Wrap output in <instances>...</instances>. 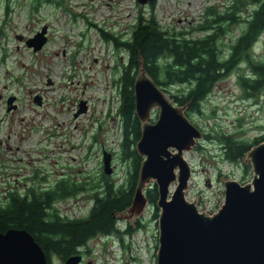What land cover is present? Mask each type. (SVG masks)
<instances>
[{"label": "rangeland", "instance_id": "374dc122", "mask_svg": "<svg viewBox=\"0 0 264 264\" xmlns=\"http://www.w3.org/2000/svg\"><path fill=\"white\" fill-rule=\"evenodd\" d=\"M8 1L6 12L7 0H0V95H16L17 107L7 111L0 99V200L10 190L49 187L64 178L85 184V190L55 206L64 217H83L92 203L87 188L98 180L103 153L112 158L108 176L118 183L124 172L118 157L121 124L114 80L127 57L102 38L99 28L126 37L139 11L148 16L150 8L144 5L141 10L136 0H60L59 6L44 2L33 10L32 0ZM233 1L156 0L153 12L164 29L188 31L204 21L207 7L220 11ZM43 25L47 42L34 52L24 41ZM237 34L235 30L232 36ZM255 46V57L264 59L261 42ZM262 92L243 96L232 72L215 83L201 113H189V119L211 135L183 153L192 172L186 198L197 199L199 211L212 213L223 203L222 177L250 182L251 167L245 168L242 160L227 161L219 138L251 141L264 136ZM36 95L41 104L34 102ZM81 100L86 110L78 112ZM151 116L155 119L156 110ZM122 221L118 224L123 227ZM139 223L143 227L129 239L109 235L90 240L77 264H155L158 228L150 204ZM51 259L52 264H61L59 258Z\"/></svg>", "mask_w": 264, "mask_h": 264}, {"label": "trees", "instance_id": "16d2710c", "mask_svg": "<svg viewBox=\"0 0 264 264\" xmlns=\"http://www.w3.org/2000/svg\"><path fill=\"white\" fill-rule=\"evenodd\" d=\"M52 1L61 5L60 0H32L31 7L36 10L41 3ZM154 7L152 3L148 16L139 11L126 37L99 28L102 38L127 57L114 80L118 86L116 114L121 124L118 157L123 163V178L117 183L102 167L98 180L87 188L91 190L92 203L83 217H64L55 206L57 201L85 190V184L71 183L64 178L49 187L30 185L22 193L10 190L5 199L0 200V232L10 228L25 229L40 245L49 264V256L65 260L81 253L96 237L114 235L123 241L124 236L129 239L143 227L139 221L134 226L124 224L122 227L118 224L120 220L113 216V212L129 206L141 162L135 148L141 128L133 96L139 69L137 47L141 46L139 54L146 72L174 103L186 106L191 102L186 107L187 116L190 112H202V103L215 83L229 73L237 74L243 96L251 97L264 89V59L254 55L258 42L264 51V39L260 38L264 35V0L233 1L224 13L209 6L204 21L188 31L164 29L154 15ZM8 8L7 0L6 12ZM235 30L238 34L232 36ZM193 32L199 35L192 36ZM172 87L177 90L171 91ZM204 136L211 135L204 133ZM219 140L225 159L233 163L243 161L247 151L264 141V136L248 141L221 135ZM244 166L248 168L250 164L244 162ZM144 193L153 209V217L157 218V188L150 184ZM128 243L127 248L132 241Z\"/></svg>", "mask_w": 264, "mask_h": 264}, {"label": "water", "instance_id": "95a60500", "mask_svg": "<svg viewBox=\"0 0 264 264\" xmlns=\"http://www.w3.org/2000/svg\"><path fill=\"white\" fill-rule=\"evenodd\" d=\"M154 0H137L145 5ZM44 25L25 40L35 52L47 41ZM137 47L139 69L134 79L135 114L141 133L135 148L141 157L136 189L129 206L113 212L119 220L140 219L149 202L144 190L157 188V249L155 264H264V141L253 146L243 158L252 169L250 182L221 178L224 201L212 213L199 211L196 200L186 198L191 168L184 151L192 150L204 137L186 115L145 70ZM264 96V89L262 92ZM15 96L8 97L7 111L16 107ZM34 102L40 103L35 98ZM85 109L80 101L79 110ZM156 110V117L151 113ZM74 113V116L78 114ZM111 154L102 155L103 171L112 173ZM134 226V225H133ZM72 255L63 264H77ZM0 264H49L34 237L25 229L0 232Z\"/></svg>", "mask_w": 264, "mask_h": 264}, {"label": "flooded vegetation", "instance_id": "af4514ba", "mask_svg": "<svg viewBox=\"0 0 264 264\" xmlns=\"http://www.w3.org/2000/svg\"><path fill=\"white\" fill-rule=\"evenodd\" d=\"M155 1L156 0H154L153 2H149V3H147L146 5H147V7H149L150 8V6H151V4L153 3H155ZM238 0H235V2H237ZM156 5V4H155ZM226 8H227V6L226 7H224L222 10H223V13L226 11ZM145 9V7L144 6H142L141 7V10H144ZM222 10H220V11H222ZM10 96H15L16 97V95H13V94H7V95H0V99L2 100V99H4V101H5V104H6V107L8 106V103H7V100H8V97H10ZM35 98H37V99H40V104L42 103V100H41V97H39V95H36V96H34V98L33 99H35ZM16 99H17V97L15 98V101H16ZM85 110H86V104H85ZM140 219H137L136 221H134L133 222V225H135L136 224V222H138ZM123 222V224H130V223H128L127 221H122ZM130 225H132V224H130ZM80 254V253H79ZM80 256H81V258H82V255L80 254ZM56 258V257H55ZM61 260V264H63L64 263V260H62V259H60ZM49 261H50V263L52 264V259H51V256H49ZM89 264H90V262H88Z\"/></svg>", "mask_w": 264, "mask_h": 264}]
</instances>
